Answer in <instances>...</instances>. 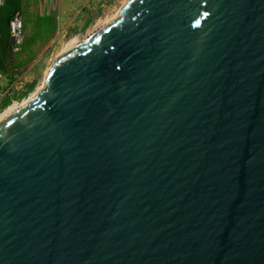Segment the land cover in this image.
<instances>
[{
  "label": "water",
  "instance_id": "obj_1",
  "mask_svg": "<svg viewBox=\"0 0 264 264\" xmlns=\"http://www.w3.org/2000/svg\"><path fill=\"white\" fill-rule=\"evenodd\" d=\"M0 264H264V0H126L0 121Z\"/></svg>",
  "mask_w": 264,
  "mask_h": 264
},
{
  "label": "rangeland",
  "instance_id": "obj_2",
  "mask_svg": "<svg viewBox=\"0 0 264 264\" xmlns=\"http://www.w3.org/2000/svg\"><path fill=\"white\" fill-rule=\"evenodd\" d=\"M125 1L115 0L100 7L95 0H20L17 12L26 21L29 42L17 57L20 70L9 69L0 78V91L3 92L7 81L22 73L29 74L28 83H34V87L26 97L0 106V120L43 85L44 77L57 57L113 18ZM72 29L76 33L70 34ZM9 107H12L10 111Z\"/></svg>",
  "mask_w": 264,
  "mask_h": 264
},
{
  "label": "crops",
  "instance_id": "obj_3",
  "mask_svg": "<svg viewBox=\"0 0 264 264\" xmlns=\"http://www.w3.org/2000/svg\"><path fill=\"white\" fill-rule=\"evenodd\" d=\"M97 5L102 7V5H100L98 3H97ZM93 8H95V7H93ZM12 14H10L8 16L5 26L3 27V29L0 30V37L2 40V43H0V69H2L4 71V72L0 73V78L4 77V74L7 70L14 68L13 66H11V64L14 61L15 62L18 61L17 57L20 54V52H19L17 54L9 55V52H8V47L10 44L9 28L8 27H9V19L12 17ZM25 31H26V25H25ZM16 70H20V68H18ZM27 76H29L28 73L27 74L22 73L20 75L16 74L14 76V78L7 81V83L5 84L6 87L3 88V92L0 91V106H3V103H5L3 101L7 98L8 94L11 97L10 102H14L15 100L19 99V98H16V96H18V93H22L26 84H28ZM19 96H21V95H19Z\"/></svg>",
  "mask_w": 264,
  "mask_h": 264
},
{
  "label": "built area",
  "instance_id": "obj_4",
  "mask_svg": "<svg viewBox=\"0 0 264 264\" xmlns=\"http://www.w3.org/2000/svg\"><path fill=\"white\" fill-rule=\"evenodd\" d=\"M98 4L105 6L106 3L115 0H95ZM5 0H0V7L4 6ZM9 39L10 44L8 47L9 55L17 54L22 50V46L25 41L26 31H25V21L20 12H16L9 19ZM0 43H2L0 37Z\"/></svg>",
  "mask_w": 264,
  "mask_h": 264
},
{
  "label": "trees",
  "instance_id": "obj_5",
  "mask_svg": "<svg viewBox=\"0 0 264 264\" xmlns=\"http://www.w3.org/2000/svg\"><path fill=\"white\" fill-rule=\"evenodd\" d=\"M5 1H6L5 5L0 7V30L3 29V27L5 26L8 16L12 13L13 14L16 13L20 9V0H5ZM24 21H25V19H24ZM25 25H26V21H25ZM74 33H76V30L72 29L70 34H74ZM26 37H27V33H26ZM26 37H25L24 44L22 46V50L24 49L27 42H29L28 39H26ZM21 51H20V53H21ZM11 66H13L14 67L13 69L16 70L21 66V63H19V61H17V62L14 61L11 64ZM33 87H34V83L26 84L22 93H18V96H16V98L21 99V98L27 96L28 93L33 89ZM19 95H21V96H19ZM10 101H11V97L8 94L7 98L3 101V102H5V103H3V106H7L10 103Z\"/></svg>",
  "mask_w": 264,
  "mask_h": 264
},
{
  "label": "bare ground",
  "instance_id": "obj_6",
  "mask_svg": "<svg viewBox=\"0 0 264 264\" xmlns=\"http://www.w3.org/2000/svg\"><path fill=\"white\" fill-rule=\"evenodd\" d=\"M35 92H36V91H35ZM35 92H34V93H35ZM20 106H21V105H20ZM11 108H12V107H9V111H10ZM17 108H18V106H17ZM15 109H16V108H15ZM15 109H14V110H15ZM12 111H13V110H11L8 114H10ZM8 114H7V115H8ZM4 118H5V117H4ZM4 118H3V119H4ZM1 120H2V119H1ZM1 120H0V121H1Z\"/></svg>",
  "mask_w": 264,
  "mask_h": 264
}]
</instances>
